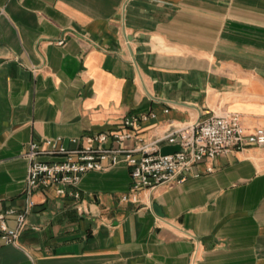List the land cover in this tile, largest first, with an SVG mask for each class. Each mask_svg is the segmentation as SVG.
Segmentation results:
<instances>
[{"label": "crops", "instance_id": "crops-1", "mask_svg": "<svg viewBox=\"0 0 264 264\" xmlns=\"http://www.w3.org/2000/svg\"><path fill=\"white\" fill-rule=\"evenodd\" d=\"M222 113L264 130V0H0V210L25 211L0 264H264V146L133 196L125 164L84 174L77 199L23 194L31 142L73 149L151 114L131 131L146 143Z\"/></svg>", "mask_w": 264, "mask_h": 264}, {"label": "built area", "instance_id": "built-area-1", "mask_svg": "<svg viewBox=\"0 0 264 264\" xmlns=\"http://www.w3.org/2000/svg\"><path fill=\"white\" fill-rule=\"evenodd\" d=\"M149 118H153V115L125 117L121 122L126 130L124 133L102 132L80 140L72 139L71 143H79L73 149L64 148L58 139L45 140L44 151H40L36 143H29L24 154L28 165L23 194L29 196L35 190L52 187L57 197L70 196L77 199L79 194L76 188L84 174L125 164L130 168L129 188L133 196L138 190H153L158 186L183 182L190 169L203 160L212 161L221 154L241 150L246 146H264V130L256 129L246 133L235 113L212 115L143 143L131 131L137 130ZM129 139L133 140L134 146L132 149H124L121 144ZM107 142L117 144V148L104 147ZM160 142H164L165 146H177L178 151L161 156L158 153ZM38 154L57 155L62 159L51 164L40 163L34 160ZM205 171L210 173L212 167H207ZM126 199L127 196H122L120 201ZM131 200L135 201L133 197ZM27 204L31 206L30 202ZM9 218L15 222L13 229L6 224ZM24 228L25 211L17 212L12 207L0 210V246L14 245Z\"/></svg>", "mask_w": 264, "mask_h": 264}, {"label": "water", "instance_id": "water-1", "mask_svg": "<svg viewBox=\"0 0 264 264\" xmlns=\"http://www.w3.org/2000/svg\"><path fill=\"white\" fill-rule=\"evenodd\" d=\"M176 151H178L177 146H162L159 149L158 153H159V155L163 156V155L172 154ZM152 209L154 210V212H156V209H154V207H152Z\"/></svg>", "mask_w": 264, "mask_h": 264}]
</instances>
